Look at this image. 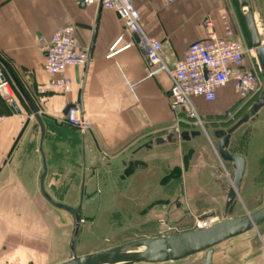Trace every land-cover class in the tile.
<instances>
[{
    "label": "crops",
    "instance_id": "0c3cea01",
    "mask_svg": "<svg viewBox=\"0 0 264 264\" xmlns=\"http://www.w3.org/2000/svg\"><path fill=\"white\" fill-rule=\"evenodd\" d=\"M132 1L141 12L144 31L164 43L163 59L170 69L177 66L193 42L204 41L212 33L226 36L220 15L223 9L229 14L235 38L241 41L233 9L235 0H187L172 4L166 0ZM251 11L255 22L257 16L264 18L263 1L251 0ZM206 23H211V28ZM68 26L74 28L80 48L91 52L89 62L85 67L74 66L65 71L64 75L73 80L70 93L41 94L40 89L52 77L45 70L39 38ZM121 34L126 42L135 40L115 12L99 5L84 6L73 0H0V69L10 82L17 104L9 106L0 96V264H34L47 259V250H51L49 243L60 226L53 222L59 212L47 205V201H54L44 189L51 172L49 141L77 147L81 166H129L136 157H145L172 142L155 144L176 122L170 99L172 79L167 71L150 64L138 46L107 59L111 44ZM247 61L258 69L248 58ZM237 96L228 85L217 92L215 102L202 98L193 101L209 123L213 119H228L227 114L238 104ZM80 104L90 123L86 135L65 122L66 106ZM181 114L185 115H178ZM183 123L190 128L183 131V141L192 143L201 136L199 132V136L193 137L192 133L198 131L192 130L191 123ZM185 133L189 140L183 138ZM171 134L175 135L174 130ZM150 143L151 148L144 147ZM128 152L130 155L121 158ZM31 154L38 156L40 166L23 164ZM100 155L111 158L96 163ZM242 235L217 246L237 248L239 242L231 241ZM228 261L227 254L221 264Z\"/></svg>",
    "mask_w": 264,
    "mask_h": 264
},
{
    "label": "rangeland",
    "instance_id": "374dc122",
    "mask_svg": "<svg viewBox=\"0 0 264 264\" xmlns=\"http://www.w3.org/2000/svg\"><path fill=\"white\" fill-rule=\"evenodd\" d=\"M233 9L240 26L239 39L247 49V58L259 68L256 52L250 45L235 1ZM248 12L245 9V13ZM256 24L262 30L261 38L264 40V18L257 16ZM261 78L264 83V72ZM260 96L261 93L248 101H241L238 95V104L227 114L228 119H213L210 124L208 118L200 114L201 122L193 125L194 122L184 112V116L175 113L174 126L163 132V136L172 142L145 157H136L129 166L120 163L115 166H81L77 147L49 141L51 172L44 189L54 201L53 204L47 201V205L59 212V217L53 222L60 227L52 236L53 242L49 243L51 250H47V259L34 264L63 263L72 259L73 249L81 257L132 242L194 231L198 229L197 223L203 224L199 217L211 212L216 214L208 219L211 225L223 221L235 168L233 163L221 159L215 133L220 130L227 132L249 115ZM184 121L191 123L192 130L201 133L192 143L181 138L183 131L190 130L185 127ZM172 130L175 135L171 134ZM72 138L75 139L74 136ZM227 149L246 159L237 204L228 215V218H238L264 207V108L233 134ZM128 155L130 152L121 158ZM99 158L96 163H105L111 156L100 155ZM23 164L40 166V160L37 155L31 154ZM65 206L73 209L82 206L75 243L77 219L63 209ZM231 242H239V246L230 249L214 247L212 264H221L227 254V264H264V222ZM205 260L206 252H202L178 262L162 264H203Z\"/></svg>",
    "mask_w": 264,
    "mask_h": 264
},
{
    "label": "built area",
    "instance_id": "2783aa9c",
    "mask_svg": "<svg viewBox=\"0 0 264 264\" xmlns=\"http://www.w3.org/2000/svg\"><path fill=\"white\" fill-rule=\"evenodd\" d=\"M84 6L99 5L104 9L115 12L123 22L124 29L135 38L126 42L121 34L111 44L107 59L140 47L150 64L159 66L160 70L168 72L172 79L170 89L171 108L177 113H185L196 124L200 123L199 111L194 98H202L206 102H215L217 92L231 85L241 97V101L264 92L262 71L254 69L247 61V49L244 44L235 38L230 25L229 14L226 9L220 15L225 24L226 36L219 37L212 33L204 41L193 42L185 51L182 59L174 69L167 67L163 59L164 43L150 37L142 27V15L132 0H73ZM172 4L177 1L166 0ZM211 23L206 27L211 28ZM40 51L45 56V70L52 77L49 84L40 89L41 94L60 92L68 94L73 89L72 78L64 75L69 67H85L89 62V52L82 50L74 36L73 27H64L56 30L51 36L39 38ZM0 96L12 107H17L15 95L5 73L0 69ZM65 122L77 129L81 134L90 132V123L81 113L79 105L70 109ZM197 223L198 229L211 226L207 220Z\"/></svg>",
    "mask_w": 264,
    "mask_h": 264
},
{
    "label": "water",
    "instance_id": "95a60500",
    "mask_svg": "<svg viewBox=\"0 0 264 264\" xmlns=\"http://www.w3.org/2000/svg\"><path fill=\"white\" fill-rule=\"evenodd\" d=\"M235 3L241 13L250 45L256 52L259 68L262 72H264V40L259 35V29L251 11V0H235ZM245 9H248L249 12L245 13ZM90 55L91 52L89 53V57ZM74 107L75 105L66 106L64 116H67L69 110ZM263 107L264 92L251 107L249 115L238 121L227 132L218 131L215 133V136L219 141L218 152L221 159L225 162L233 163L235 168L232 179V188L230 189L228 195L223 221L211 225L208 228L197 229L167 237H158L132 242L111 250L81 257H78L73 249L72 259L60 264H160L178 262L202 252H206V260L203 264H211L214 247L231 238L249 232L264 222V207L243 217L228 218V215L234 211L237 204V196L245 175L246 159L242 156L230 153L227 149V145L233 133H235L241 126L248 123L252 117L257 116L258 112ZM79 108L81 113L84 115L83 104H80ZM199 135V132L192 133L193 137ZM183 138L186 140L190 139L187 133H185ZM166 142V137H161L155 141V144L162 145ZM151 145L152 143L147 144L144 147L149 149L151 148ZM63 209L72 213V215H74L77 219V231L74 239L75 243L79 234L81 223V219L78 214L81 212L82 206L78 209L65 206ZM214 216L215 212H211L200 216L199 221H205Z\"/></svg>",
    "mask_w": 264,
    "mask_h": 264
},
{
    "label": "bare ground",
    "instance_id": "6f19581e",
    "mask_svg": "<svg viewBox=\"0 0 264 264\" xmlns=\"http://www.w3.org/2000/svg\"><path fill=\"white\" fill-rule=\"evenodd\" d=\"M259 29V35L261 36L262 35V30L260 29V28H258ZM143 250V249H142ZM141 250V251H142Z\"/></svg>",
    "mask_w": 264,
    "mask_h": 264
},
{
    "label": "trees",
    "instance_id": "16d2710c",
    "mask_svg": "<svg viewBox=\"0 0 264 264\" xmlns=\"http://www.w3.org/2000/svg\"><path fill=\"white\" fill-rule=\"evenodd\" d=\"M2 70V69H1ZM3 71V70H2Z\"/></svg>",
    "mask_w": 264,
    "mask_h": 264
}]
</instances>
